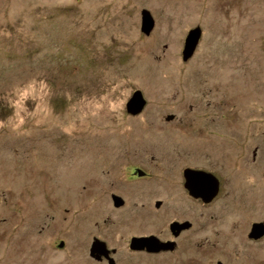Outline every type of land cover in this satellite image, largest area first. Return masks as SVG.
Instances as JSON below:
<instances>
[{"label":"rangeland","instance_id":"1","mask_svg":"<svg viewBox=\"0 0 264 264\" xmlns=\"http://www.w3.org/2000/svg\"><path fill=\"white\" fill-rule=\"evenodd\" d=\"M196 26L203 36L183 61ZM135 89L147 106L133 117L125 104ZM210 143L250 181L233 200L236 223L227 185L208 209L221 217L189 235H210L229 264H264V238L246 239L251 222H264V0H0V264H27L63 239L47 264H69L72 238L79 245L107 219L109 165L116 183L120 163L147 156L171 185L185 164L209 169ZM254 148L255 169L235 158ZM157 149L167 157L148 159ZM109 214L117 233L120 217Z\"/></svg>","mask_w":264,"mask_h":264},{"label":"flooded vegetation","instance_id":"2","mask_svg":"<svg viewBox=\"0 0 264 264\" xmlns=\"http://www.w3.org/2000/svg\"><path fill=\"white\" fill-rule=\"evenodd\" d=\"M136 91L141 90L135 89L128 100ZM128 100L125 104L126 113L133 117L144 113L143 111L147 106L145 98V105L136 114L127 111ZM170 114L175 115L173 113ZM166 117L164 119L167 122L174 119L173 117L170 120H166ZM203 134L204 132L196 134L194 131L193 136H203ZM211 145L212 143L206 146L209 160L207 167L209 169L196 168L190 164H185L179 170L181 172L180 174L178 172L176 179L170 178V181H173L171 185L170 182L166 185V179L163 178L165 175L159 174L160 168L158 169L153 164H146L147 156L141 155L142 159L137 162V165L120 163L119 165L126 166L125 170L122 171V175L125 178H118L116 183H114L115 179H112L115 175L113 170L116 169V165L113 167L109 165L105 174H107V178L110 181L109 184L115 188L105 196L108 207H110L109 212L108 210L106 211L107 219L96 220L94 225L98 227V231L82 237L83 240L79 242V245H76L79 238H72L73 247L69 249L70 259L67 262L69 264H229L228 256L226 257L224 250L216 242L213 244L210 235L198 240L191 238L189 235L191 232L196 236L200 233H207L211 229L209 227L207 229L205 221L210 218L215 220L221 217L217 209H214L216 216L210 215L208 217V209L219 207V201L223 199L227 185L232 189L229 196L232 205H229L227 217L228 219L230 218V224L236 223V220L231 221V219H234L232 215H235V212H238L239 209L236 211L233 208V200L236 199L237 192L240 195L242 185L250 181L247 177L245 179H242V177L237 179L235 168L232 170L227 164V155L221 149L222 147L219 150V154L215 156V154L213 155L210 152ZM157 151V155L152 153L148 159L160 160L161 156L167 157L165 154L166 146L164 154L160 155V149H157ZM252 152L250 157L237 154L235 158L239 156L238 160L246 159L248 162L246 167L250 166L255 169L252 162L256 161L258 152L255 148ZM195 170L207 173V175L209 174L207 177L211 176L214 179L210 177L211 181L206 182L208 191L204 190L205 188L198 187L199 181L197 180L193 181L194 184L196 183V194L188 187L187 178L192 179L195 177L197 175L195 174L196 172H192ZM200 190L203 195L211 192V196H202ZM99 202L101 203L102 200L100 199ZM178 203L185 204L180 205ZM109 213L120 217V223L123 226H119L117 233L107 226L108 223L110 226L114 223ZM197 219L203 220L204 223H200V220H198L200 223L198 224ZM254 224H263L264 226V222L261 220H254L250 223L248 230L246 229V239L249 242L264 238V233L252 234ZM233 227L227 229L225 234L228 233L230 235L234 231ZM223 230L225 231L224 227ZM239 235L241 236L240 232H237L235 237ZM218 238L217 242L220 243L223 239V234L221 233ZM64 243V239L59 240L57 247L52 250H46V254L43 253L41 256H36L33 261H29V258H26V263L47 264L50 262V257L61 254L57 253V251L65 249ZM251 255L252 253L249 254L250 257Z\"/></svg>","mask_w":264,"mask_h":264},{"label":"water","instance_id":"3","mask_svg":"<svg viewBox=\"0 0 264 264\" xmlns=\"http://www.w3.org/2000/svg\"><path fill=\"white\" fill-rule=\"evenodd\" d=\"M141 27L140 30L142 33H145L147 35L150 34V32L153 30L154 26H155V22L152 18V15L150 13V11H148L147 9L143 8V10H141ZM202 29L199 26L193 27L189 29V32L187 34V36L185 37L184 40V47L182 49V59L183 61H186L188 59H190V57L193 55L195 49L197 48V46L200 44V38L202 36ZM145 101L142 95L141 91H136L134 93V95L128 100L127 103V111L131 112L133 114H136L137 112H139L143 106L145 105ZM174 115H169L166 117V120H170L171 118H173ZM192 172H196L195 177L191 178H187V185L188 187L191 188L192 191H194V194H196V183L194 184L193 181L197 180L199 181V186L200 188H205L204 190H207V183L209 181H211L209 174L207 175V173H204L202 171H192ZM213 179V178H212ZM214 180V179H213ZM207 182V183H206ZM201 185V186H200ZM206 185V186H205ZM194 188V189H193ZM208 191V190H207ZM211 193V192H210ZM210 193H206L205 195H203L202 191L200 190V194L202 196L205 197H209ZM211 196V195H210ZM255 226L252 229V234L256 235V234H263L264 233V226L263 224H254ZM258 232V233H257Z\"/></svg>","mask_w":264,"mask_h":264}]
</instances>
